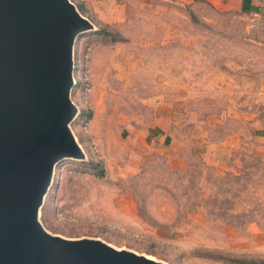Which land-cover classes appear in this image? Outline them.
<instances>
[{
    "label": "rangeland",
    "instance_id": "obj_1",
    "mask_svg": "<svg viewBox=\"0 0 264 264\" xmlns=\"http://www.w3.org/2000/svg\"><path fill=\"white\" fill-rule=\"evenodd\" d=\"M69 1L90 23L68 92L82 156L53 164L41 226L162 264L264 260V15Z\"/></svg>",
    "mask_w": 264,
    "mask_h": 264
},
{
    "label": "water",
    "instance_id": "obj_2",
    "mask_svg": "<svg viewBox=\"0 0 264 264\" xmlns=\"http://www.w3.org/2000/svg\"><path fill=\"white\" fill-rule=\"evenodd\" d=\"M89 27L69 0H0V264H162L37 220L53 164L82 156L68 92L73 39Z\"/></svg>",
    "mask_w": 264,
    "mask_h": 264
},
{
    "label": "crops",
    "instance_id": "obj_3",
    "mask_svg": "<svg viewBox=\"0 0 264 264\" xmlns=\"http://www.w3.org/2000/svg\"><path fill=\"white\" fill-rule=\"evenodd\" d=\"M186 4L206 3L222 11H241L264 15V0H177ZM254 136L264 139V126H256Z\"/></svg>",
    "mask_w": 264,
    "mask_h": 264
},
{
    "label": "trees",
    "instance_id": "obj_4",
    "mask_svg": "<svg viewBox=\"0 0 264 264\" xmlns=\"http://www.w3.org/2000/svg\"><path fill=\"white\" fill-rule=\"evenodd\" d=\"M97 31H99L100 33L105 34V35L106 34L108 35V33H109L104 28H98ZM76 82H77V80H76ZM92 167L99 169V171L97 172L98 176H101L103 174L102 169L100 168V165L92 164ZM227 260L232 264H264V260H262V259H248V258H244V257H231V258H227Z\"/></svg>",
    "mask_w": 264,
    "mask_h": 264
},
{
    "label": "bare ground",
    "instance_id": "obj_5",
    "mask_svg": "<svg viewBox=\"0 0 264 264\" xmlns=\"http://www.w3.org/2000/svg\"><path fill=\"white\" fill-rule=\"evenodd\" d=\"M111 247V246H110ZM111 248H113V247H111ZM114 249V248H113ZM141 256H143L145 259H147V260H154L152 257H150V256H147V255H141Z\"/></svg>",
    "mask_w": 264,
    "mask_h": 264
}]
</instances>
